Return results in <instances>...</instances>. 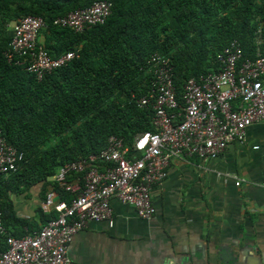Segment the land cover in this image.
Instances as JSON below:
<instances>
[{
	"label": "trees",
	"instance_id": "16d2710c",
	"mask_svg": "<svg viewBox=\"0 0 264 264\" xmlns=\"http://www.w3.org/2000/svg\"><path fill=\"white\" fill-rule=\"evenodd\" d=\"M99 1L111 3L103 25L80 34L52 25ZM29 16L44 21L40 34L50 57L78 54L41 80L4 58L10 25ZM257 28L264 56V2L255 0H0V132L23 155L17 172L0 175V253L7 237L37 231L15 216L11 195L35 184L44 192L60 166L99 153L110 136L122 138L131 153L135 137L155 132L152 108L136 105L152 79L151 55L171 60L181 103L185 82L216 72L215 56L231 41L254 59ZM57 192L69 202V194ZM40 213L43 225L55 217Z\"/></svg>",
	"mask_w": 264,
	"mask_h": 264
},
{
	"label": "built area",
	"instance_id": "2783aa9c",
	"mask_svg": "<svg viewBox=\"0 0 264 264\" xmlns=\"http://www.w3.org/2000/svg\"><path fill=\"white\" fill-rule=\"evenodd\" d=\"M111 14V3L99 1L86 9L55 18L52 25L75 33L100 26ZM46 28L38 17H25L11 25V41L4 53L41 80L77 58L67 52L48 55L40 32ZM255 58H244L233 40L215 56L216 72L188 79L181 103L176 99L173 67L168 57L153 54L146 62L152 77L146 95L136 100L139 108L151 107L155 132L135 137L130 153L122 138L110 136L97 154L67 163L48 181L39 205L44 214L54 213L39 230L6 239L0 264H75L68 256L73 237L90 222L110 221V202L116 199L132 207L139 219L155 215L152 190L168 176L172 158L215 159L230 143L242 144L246 130L264 120V56L261 28L254 34ZM23 155L7 145L0 132V175L17 172ZM239 185V181L235 186ZM264 185V184H263ZM59 191L69 194L66 202ZM4 233L0 213V234Z\"/></svg>",
	"mask_w": 264,
	"mask_h": 264
},
{
	"label": "crops",
	"instance_id": "0c3cea01",
	"mask_svg": "<svg viewBox=\"0 0 264 264\" xmlns=\"http://www.w3.org/2000/svg\"><path fill=\"white\" fill-rule=\"evenodd\" d=\"M263 184L264 120L215 159L172 158L152 190V219L112 199L111 220L78 232L68 256L75 264H264ZM45 191L35 184L10 196L15 216L33 230L43 225Z\"/></svg>",
	"mask_w": 264,
	"mask_h": 264
}]
</instances>
